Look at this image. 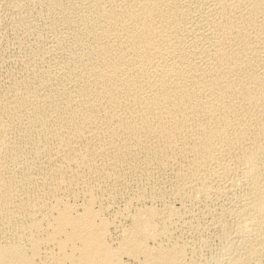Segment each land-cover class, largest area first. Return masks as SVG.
Segmentation results:
<instances>
[{
    "label": "bare ground",
    "instance_id": "6f19581e",
    "mask_svg": "<svg viewBox=\"0 0 264 264\" xmlns=\"http://www.w3.org/2000/svg\"><path fill=\"white\" fill-rule=\"evenodd\" d=\"M0 264H264V0H0Z\"/></svg>",
    "mask_w": 264,
    "mask_h": 264
}]
</instances>
